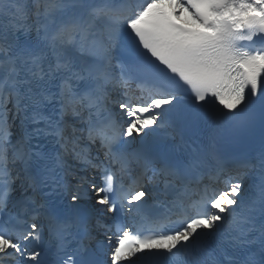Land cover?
I'll use <instances>...</instances> for the list:
<instances>
[{"label": "snow or ice", "instance_id": "6c2138e0", "mask_svg": "<svg viewBox=\"0 0 264 264\" xmlns=\"http://www.w3.org/2000/svg\"><path fill=\"white\" fill-rule=\"evenodd\" d=\"M0 264H264V0H0Z\"/></svg>", "mask_w": 264, "mask_h": 264}]
</instances>
